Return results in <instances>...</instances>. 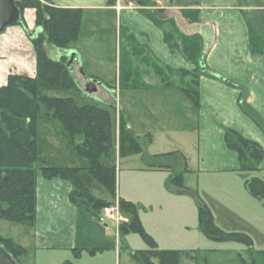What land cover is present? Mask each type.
<instances>
[{"label": "trees", "instance_id": "1", "mask_svg": "<svg viewBox=\"0 0 264 264\" xmlns=\"http://www.w3.org/2000/svg\"><path fill=\"white\" fill-rule=\"evenodd\" d=\"M115 1L110 0L111 3ZM133 1L149 3V0ZM16 3L22 15L19 23L27 28L24 12L27 7H33L36 26H40L42 30L32 38L36 53V73L31 75L10 72L6 83L0 84V218L33 224L37 211L39 175L49 179L60 177L72 185L70 200L77 207L86 209L99 218L105 205L119 200L123 213L129 218L120 224V234L134 230L148 243V248L132 252V258L137 264H181L183 255L197 260L198 256L190 251L158 246L156 239L144 226L138 203L118 195V166L107 163L102 158L104 154L112 156L116 146L120 157L142 152L148 164L146 168L175 171H171L168 187L171 189L173 186L176 189L172 190L181 192L187 187L185 171L189 170L185 154L179 150L158 154L145 152L140 136L132 129L127 110L124 108L120 109L117 131L112 111L116 104L110 106L88 102L79 104L72 96H55L47 92L49 89L80 87L72 65L68 62L67 51L71 43L80 36L83 8L57 6L41 0H16ZM142 10L163 28L169 46L178 48L194 67L163 65L149 57L150 55L142 49L132 50L133 45H138L136 39L132 34L124 38L122 33L126 31L121 26L120 37H123V43L128 42L129 50L124 44V48H120V88L151 86L162 89L176 88L180 89L196 108H200V77L203 74L216 75L205 61L209 48L204 35L200 31L191 33L183 31L176 18L179 14L167 16L165 7H146ZM181 13L188 21L199 19L197 9L184 8L181 9ZM243 14L249 25L251 52L253 55L264 56V8L243 10ZM47 44L61 48L65 52L61 57L55 58L49 52ZM133 55H141L140 61L137 62ZM143 64L153 69L157 78L156 83L140 78ZM239 104L264 131V117L246 100L244 93L239 98ZM39 114L57 121V127L76 152L87 157V164L55 165L39 153L37 144ZM146 136L147 142H150L151 134ZM225 140L228 147L238 153V170L250 174L245 180L248 192L256 198H264V176L261 174L263 145L232 127L225 128ZM197 200L198 220L206 237L218 242L237 240L253 251L254 241L251 235L243 231L223 229L216 222L211 207L201 197H197ZM0 245L18 261L26 252L23 245L2 234ZM89 251L94 253L97 250Z\"/></svg>", "mask_w": 264, "mask_h": 264}, {"label": "crops", "instance_id": "2", "mask_svg": "<svg viewBox=\"0 0 264 264\" xmlns=\"http://www.w3.org/2000/svg\"><path fill=\"white\" fill-rule=\"evenodd\" d=\"M42 1L57 6L83 8L80 36L72 42L70 47L76 50L73 62L78 63L80 72V58L90 61L92 56L82 40L83 25L87 15L92 22L96 23V28L92 29L93 32L106 28L117 18L119 27L122 26L126 33L132 34L139 45H133L132 50L146 46L145 53L163 65L194 67V64L178 48L169 46L165 40L163 28L148 17L142 8H125L118 11L110 0ZM166 6V12L175 13L171 14L172 16L179 14L176 18L183 31L190 33L200 31L204 35L209 48L205 61L208 68L216 75L203 74L200 77V108H196L191 101L187 102L188 97L180 89H162L158 86L126 89L138 91L141 97L148 99L149 105L159 103V100L171 99L168 102H175L177 106L175 113L166 117L159 113V105H154L157 110L154 114H158L155 118L159 123L156 129H150L151 122L148 123L150 116L148 121L146 118L141 123V127L131 121V127L139 136L151 134V138L153 136L155 139V134L157 136L159 133L162 134L163 143L168 144V149L151 150L149 154L173 150L183 152L189 168L185 171V176L217 178L218 180L208 179L209 181L203 183L197 181L195 189L186 185L187 187L181 192L200 196L211 207L216 222L223 229L248 233L253 238L254 246L258 242L259 235L260 244H264V198H256L248 192L245 180L250 174L238 170V153L229 148L225 140V128L232 127L245 136L258 140L264 147V131L239 104V98L244 93L246 100L264 117V56L253 55L251 52L249 25L243 14V10L264 8V0H166ZM184 8L197 9L199 19L188 21L181 13V9ZM25 15L28 22L27 28L21 23H16L8 25L0 32V84L6 83L10 72L31 75L36 73V53L28 33V30H34L37 27L33 26L35 25V8H26ZM123 37H120V40L128 49L129 44L127 41L123 43ZM57 49L54 57L59 58L65 51L61 48ZM133 56L137 62L140 61L141 55ZM31 58L32 62H30ZM28 60L29 64H27ZM119 61L118 56L116 58L118 67ZM14 62L17 65L13 64ZM73 62L71 65L75 73ZM21 66L28 69L20 70L18 67L21 68ZM85 73L101 80L95 71ZM156 79L153 73L151 82L156 83ZM182 103L183 107H180ZM179 118L182 119L180 125H171L175 119ZM54 140L55 138L49 140L52 148L57 147ZM42 156L49 161V155L42 154ZM191 162H193L192 165ZM84 164L86 163L77 162L73 165ZM261 168V174L264 176V158ZM142 169L153 173L167 170L146 167ZM169 173L171 175L172 172ZM71 188V183L65 179L60 177L49 179L39 175L35 222L21 223L28 227L23 230L24 236L21 239L7 236L26 248V252L19 257L20 264H122V254H103V247L90 245L97 244L93 242L94 239L90 240V244L87 243L88 239L80 240V228L85 227L86 235H90L93 231L89 229L88 222L99 220L95 214L77 207L70 200ZM118 195L132 199L129 195H123L119 188ZM82 220H86L87 223L83 224ZM104 225L109 226L107 223ZM115 233L116 246H121L122 239L117 225ZM107 236L110 237V234L108 233ZM108 237L106 239L109 240ZM33 249L48 253L67 251L71 254H29ZM90 249L97 251L93 253L89 251ZM98 252L102 254H97ZM129 257L124 258L125 264H137L132 256ZM243 260L245 261V258Z\"/></svg>", "mask_w": 264, "mask_h": 264}, {"label": "rangeland", "instance_id": "3", "mask_svg": "<svg viewBox=\"0 0 264 264\" xmlns=\"http://www.w3.org/2000/svg\"><path fill=\"white\" fill-rule=\"evenodd\" d=\"M42 1V0H41ZM46 3L45 1H42ZM29 8V7H27ZM31 8V7H30ZM26 11V10H25ZM167 16L175 14L174 12H166ZM24 19L28 27L27 17L24 12ZM36 19V15H35ZM36 26V23L34 22ZM96 28V23L92 22L91 18L86 16L83 25L82 40L85 47H88L90 61L88 59L80 58L83 70L85 72L95 71L101 78L100 83L97 79L92 92L85 91L81 86L85 79L84 75L78 70V63H74L75 76L80 87H71L63 89H49L47 92L55 96H72L79 104L97 103L103 106H110L116 104L112 110L114 120L117 124V131L119 130V115L120 109L127 110L129 121H133L136 126H142V122L147 118L151 122L150 129H156L159 123L156 121L155 110L156 104L159 105L158 111L166 117H170L171 113H175L177 108L175 102H168L171 99L159 100L154 105L147 104L146 98L141 97L138 91L126 90L119 86L120 83V61L119 67L116 63V58L120 57V47L123 49V44L120 45V27L118 19L107 25L106 28L93 32ZM2 32V31H1ZM128 37V33H122ZM73 44V43H71ZM48 47V45H47ZM98 47V48H97ZM142 50L146 46L140 47ZM49 52L55 56L58 51L57 47H48ZM57 58V57H55ZM29 59V58H28ZM17 60V59H16ZM15 60V61H16ZM33 59L31 58L30 62ZM16 64L17 63H13ZM29 64V60L28 63ZM91 64V65H90ZM125 65V64H123ZM30 66V65H29ZM141 67L140 78L146 81H152L153 69ZM20 70L26 71L28 67H18ZM37 63L35 64V70ZM166 70V68H164ZM152 73V74H151ZM88 77L92 78L91 75ZM94 78V77H93ZM103 79V80H102ZM107 89V90H106ZM176 89V88H173ZM184 98V97H183ZM190 103L189 99H186ZM183 102V101H182ZM183 107V103L180 104ZM182 119H175L171 125H180ZM58 123L55 120L48 118L44 114H39L37 118V144L38 151L42 154L49 155V161L55 165H71L72 163H88L87 157L76 152L73 145L64 137L61 130L57 127ZM137 129H140L137 127ZM57 130V132H56ZM56 132V133H55ZM58 137V139H56ZM152 136V140L147 142L148 136L141 135L140 142L144 146L145 152L158 149H168V144L163 143V136L159 133ZM82 137V136H81ZM55 138L57 147L52 148L51 142ZM63 140V141H62ZM69 142V143H68ZM152 143V144H150ZM171 145V144H170ZM172 148V146H171ZM53 154V155H52ZM119 157V158H118ZM103 160L110 164L118 166L117 184L123 195H129L138 203L139 214L144 223L145 228L158 242L160 248H173L182 251H190L192 254L198 256L197 260L191 256L183 255L181 264H264V244H260V236L258 235V242L254 246L253 251L237 240H228L218 242L211 240L203 233L198 220V200L200 197L196 194L183 193L172 190L168 187L170 179V170L159 171L153 173L149 170L142 169L147 167V161L143 157L142 152L121 157L118 155L117 146L113 149L112 156L103 155ZM72 164V165H73ZM193 162H191V165ZM161 172V173H160ZM175 172V171H174ZM209 180H218L213 176H207ZM206 177L196 175L185 176L186 185L195 189V185L209 181ZM166 183V184H165ZM176 189V188H174ZM99 221H89V229L93 231L92 234L86 235L84 228L81 227L79 237L88 239L97 244H90L92 246L100 245L103 247V254H122V264H125L124 258L132 256V252L138 249L148 248V243L145 238L137 231L130 230L126 233H121V246H116L117 237L115 233L116 223L111 220H102L98 216ZM82 223H87L82 220ZM107 223L109 226H105ZM28 229L24 224L0 218V234L4 236H24L23 230ZM110 234V237L107 234ZM264 235V234H263ZM262 235V236H263ZM109 238L106 239V238ZM119 238V236H118ZM119 243V242H118ZM29 254H71L67 251L60 252H45L30 250ZM97 254H102L101 252ZM130 258V257H129ZM245 258V261L243 260ZM135 264V263H134Z\"/></svg>", "mask_w": 264, "mask_h": 264}, {"label": "water", "instance_id": "4", "mask_svg": "<svg viewBox=\"0 0 264 264\" xmlns=\"http://www.w3.org/2000/svg\"><path fill=\"white\" fill-rule=\"evenodd\" d=\"M22 20L21 9L16 3V0H0V32L3 31L8 25L19 23ZM42 30L40 26H37L34 30H28L31 38L36 37ZM69 63H72L76 54V50L69 49ZM81 72L84 74L85 79L83 81L82 88L87 92H92L94 85L97 81L96 78H90L83 70V66H80ZM97 82L100 83V80ZM0 264H20V262L9 252L3 245H0Z\"/></svg>", "mask_w": 264, "mask_h": 264}, {"label": "built area", "instance_id": "5", "mask_svg": "<svg viewBox=\"0 0 264 264\" xmlns=\"http://www.w3.org/2000/svg\"><path fill=\"white\" fill-rule=\"evenodd\" d=\"M114 5L118 11H121L122 9L125 8H134V9H141L146 7L158 8V7H165L166 0H149V3L147 4L137 3L133 0H116ZM100 218L102 220L106 219V220L114 221L118 228H120V224L122 222L129 220L128 216L123 213L118 199L114 203L105 205L102 208L100 213Z\"/></svg>", "mask_w": 264, "mask_h": 264}]
</instances>
